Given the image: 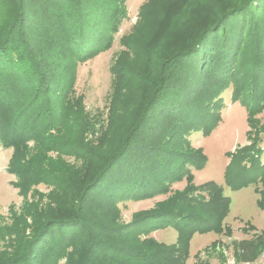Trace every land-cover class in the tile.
<instances>
[{
	"label": "trees",
	"instance_id": "trees-1",
	"mask_svg": "<svg viewBox=\"0 0 264 264\" xmlns=\"http://www.w3.org/2000/svg\"><path fill=\"white\" fill-rule=\"evenodd\" d=\"M126 2L0 0V143L14 150L7 172L20 177L24 192L54 187L47 208L28 206L11 227L0 224V264H187L196 234L230 236L232 198L215 182L194 184L193 170L208 160L190 140L219 126L229 89L248 112L249 143L230 154L226 187L255 186L264 211V123L256 118L264 111V0L142 4L139 24L121 39L127 50L111 66L109 124L98 147L85 138L95 126L76 96L77 69L112 48L128 19ZM158 16L172 18L180 43L172 35L140 37ZM33 135L35 149L27 145ZM50 151L85 164L53 160ZM167 194L119 222L120 202ZM168 228L178 233L174 244L150 236ZM233 246L239 263H253L264 232ZM195 258L207 264L201 252Z\"/></svg>",
	"mask_w": 264,
	"mask_h": 264
},
{
	"label": "rangeland",
	"instance_id": "rangeland-1",
	"mask_svg": "<svg viewBox=\"0 0 264 264\" xmlns=\"http://www.w3.org/2000/svg\"><path fill=\"white\" fill-rule=\"evenodd\" d=\"M149 0H127L129 15L120 26L119 32L115 36L112 48L95 57L94 59L80 64L77 69V80L75 84L76 96L84 97L85 113L94 121L95 130L92 126L85 133V138L91 145L100 146L102 131H106L109 124V115L113 94V76L111 66L118 59L119 55L126 51L122 46V38L133 33L134 28L140 21V7ZM170 16L163 18L158 16L140 30V37L148 39V36H154L159 39L160 36L168 39L172 35L174 43L182 38L172 33ZM150 34V35H149ZM231 89L223 94L226 104L222 111V122L209 135L202 133H193L190 137L192 145L201 148L206 157L207 164L201 170H193L194 184L202 185L208 182H215L226 188V194L232 198L231 211L225 223L231 227L232 234L208 233L204 235L196 234L192 239L190 246V258L187 264L196 262L195 255L201 252V258L207 264H264V251L257 257L253 263H239L236 259V252L233 241L253 240L264 232V211L257 206L259 195L255 193V186H249L242 190L232 192L226 187L225 172L230 162V154L238 147L248 144L247 133L249 131L248 112L239 102L232 103ZM264 123V111L256 117ZM27 142L28 147L35 149V136ZM104 142V141H103ZM264 147V135L263 144ZM13 148L5 149L0 143V224L5 227H11L14 219L18 216H24L28 206L38 204L40 209L49 206L47 196L54 190L53 186L38 184L31 186L28 191H21L22 183L20 177L12 172H7L10 166ZM68 164L76 167L85 164L80 159L70 155H60L56 151H50L48 157L57 160L60 157ZM186 182L176 183L172 189L182 190ZM261 187V184L259 185ZM37 191L44 196L41 197ZM170 194L160 195L148 200H125L118 204L121 210V223H128L132 220V215L138 211L153 209L158 202L168 199ZM28 223L32 224V218L27 217ZM252 226L255 228L252 229ZM33 228L27 230L30 236ZM151 237L167 245L174 244L177 241L178 233L173 228L154 231ZM220 241L215 250H203L209 247L212 242ZM3 242L0 243V246ZM1 251V250H0ZM224 256V260L220 255ZM66 260H61L60 264H65Z\"/></svg>",
	"mask_w": 264,
	"mask_h": 264
}]
</instances>
